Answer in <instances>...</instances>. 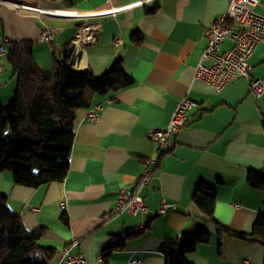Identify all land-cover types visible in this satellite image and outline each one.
I'll list each match as a JSON object with an SVG mask.
<instances>
[{"label":"crops","instance_id":"crops-1","mask_svg":"<svg viewBox=\"0 0 264 264\" xmlns=\"http://www.w3.org/2000/svg\"><path fill=\"white\" fill-rule=\"evenodd\" d=\"M20 1L88 14L117 9L114 15L88 17V23L100 27L94 42L79 45L72 38L83 19H38L0 5V43L6 48L9 40L29 41L32 60L42 72L62 61L69 46L70 68H88L99 77L121 59L122 69L133 79L115 93L90 95L88 108L101 106L98 120L85 118L87 108L76 112L68 170L60 183L27 188L14 184L10 172H0V196L20 215L22 227L43 228L39 244L54 248L52 254L37 250V255L54 264L69 249L89 264H100L99 256L118 236L124 247L111 249L103 264H131L133 259L166 264L159 247L166 239L207 229L209 241L186 258L191 264H264V245L250 237L255 220L264 215V188H252L246 179L250 170L264 171V93L256 98L248 89L251 80L264 78V43L249 59L248 78H235L220 91L193 79L206 45L204 30L226 11L229 1L149 0L133 7L127 6L139 0ZM254 11L264 16V0H258ZM45 26L53 31L51 43L39 40ZM231 47L225 39L220 52ZM2 59L0 103L7 105L17 80L7 48ZM184 96L197 107L188 112L180 132L170 136L171 149L159 156L149 186L140 192L147 211L113 214L118 190L132 189L144 161L156 156L146 131L165 128ZM201 185L216 193L214 219L246 238L219 233L204 219L193 201ZM163 199L175 209L160 212Z\"/></svg>","mask_w":264,"mask_h":264},{"label":"trees","instance_id":"trees-1","mask_svg":"<svg viewBox=\"0 0 264 264\" xmlns=\"http://www.w3.org/2000/svg\"><path fill=\"white\" fill-rule=\"evenodd\" d=\"M5 44L7 61L17 84L12 101L7 105L0 103V172H10L14 184L27 188L60 183L68 170L76 112L90 106V95L115 93L129 86L133 79L122 69L121 59L99 77L88 68L81 71L70 68L69 46L63 50L62 61H56L51 71L42 72L32 60L29 41L9 40ZM246 179L252 188H264V171L250 170ZM193 194L196 207L217 232L247 237L214 219L213 189L201 185ZM5 201L6 197L0 196V264H48V260L37 255V250L54 252V248L39 244L44 229L26 230L20 215ZM251 230L250 237L264 245V215L258 216ZM113 238L118 240L105 248L103 261L111 249L124 247L122 237ZM209 239L207 229H198L192 234L166 239L159 247L166 264H191L186 259L188 254Z\"/></svg>","mask_w":264,"mask_h":264},{"label":"built area","instance_id":"built-area-1","mask_svg":"<svg viewBox=\"0 0 264 264\" xmlns=\"http://www.w3.org/2000/svg\"><path fill=\"white\" fill-rule=\"evenodd\" d=\"M149 0H139L129 4L127 7L137 6ZM229 4L225 12L219 15L212 24L204 30V40L206 45L201 52L199 60L194 68V78L198 81L212 86L215 91L222 90L231 80L235 78H248L251 72V65L248 63L254 50L260 43H264V16L256 13L254 7L258 0H228ZM0 5L9 8L16 13H23L34 16L38 19L43 17H71L83 19L84 23L78 26L72 38L75 44H90L94 42L96 31L99 29L98 22L87 21L91 16L114 15L117 9H106L93 13H79L74 10H49L39 8L37 5L25 4L20 0H0ZM53 31L45 26L41 32L39 40L51 43L54 39ZM232 42V47L227 51L220 52V45L223 40ZM115 42L118 44L119 39ZM5 46L0 43V71L3 68V56L6 53ZM250 93L258 98L264 93V78L254 79L249 82ZM101 106L96 105L87 108L85 118L89 121H96L100 117ZM197 107V103L188 98H180L170 114L165 128H150L147 138L156 145V156L149 157L144 161L143 169L133 183L132 189L123 186L118 190V196L113 209V214L128 212L136 215L146 212L143 196L140 192L149 186L152 175L158 166L159 156L168 152L172 144L170 136L177 135L186 125L188 112ZM64 202L62 205L64 206ZM175 204L161 200L160 212L175 209ZM32 212H38L37 206H29ZM69 249H64L60 258L54 264H89L88 259L81 254H71ZM103 255L99 256L98 261L103 264ZM131 264H143L139 259L131 260Z\"/></svg>","mask_w":264,"mask_h":264}]
</instances>
